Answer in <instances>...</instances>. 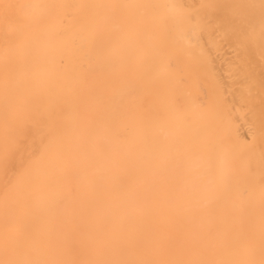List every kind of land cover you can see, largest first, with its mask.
I'll use <instances>...</instances> for the list:
<instances>
[{"label":"bare ground","instance_id":"1","mask_svg":"<svg viewBox=\"0 0 264 264\" xmlns=\"http://www.w3.org/2000/svg\"><path fill=\"white\" fill-rule=\"evenodd\" d=\"M0 264H264V0H0Z\"/></svg>","mask_w":264,"mask_h":264}]
</instances>
